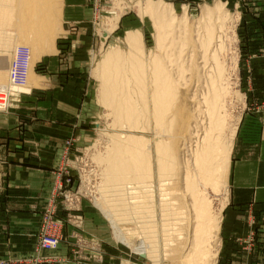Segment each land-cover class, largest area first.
<instances>
[{"label": "rangeland", "instance_id": "rangeland-1", "mask_svg": "<svg viewBox=\"0 0 264 264\" xmlns=\"http://www.w3.org/2000/svg\"><path fill=\"white\" fill-rule=\"evenodd\" d=\"M217 2L224 5L223 15L221 14L222 18L213 16L215 20L213 18L211 22L205 19L208 18L205 14L208 8L214 11ZM150 4L153 7L148 11L145 8ZM60 6L63 16L61 31L54 40L55 49L44 52L39 56L40 58L30 63L29 72L32 79L30 78L28 82L31 83L30 85L33 84L30 86L31 90L18 92L8 103H2L4 98L0 97V114H6L15 107L23 108L28 104L27 101H22V97L32 96L35 88L41 87L40 83L42 84L45 80L43 77L47 74L45 71L47 67L43 63L54 58L59 46L64 41L72 39L73 32L74 34L77 32L70 15L79 17L80 14L83 15L85 9L89 13V20L85 25L96 43L95 49L91 52L90 62L86 64V74L89 79L85 98L88 117L84 126H89L92 137L81 147L76 145L75 134L64 142L60 161L53 170L52 189L46 199L45 208L36 221L35 253L26 257L8 256L0 259V264H59L69 261L71 257L76 264H190L191 259L187 260V258L195 242L193 232L197 223L193 203L196 193L192 191L191 186L195 178L199 181L196 177V173L199 174L197 166L193 165L195 158L193 154L198 145L197 141H200L202 129L208 124V115L205 113L207 111L205 99L208 92L205 75L213 66L212 60L205 64L208 56L203 57L204 49L197 41L198 31L201 34L202 27H205L206 23L207 25L211 23L215 29H218V22L221 23L226 14L224 18H226L227 30L222 39L223 53L218 52V56L225 71L222 87L226 86L225 106L229 109L228 113L230 111L228 130H225L228 133L225 134L233 136V146L228 172L226 170L217 172V166L214 171V175H218L217 179L226 178L221 180L222 183H227L226 187L223 186L224 192L217 193L213 188L208 187V194L206 193L207 199L214 203L213 211L217 216L219 212L221 213L223 222L224 210L230 201L232 153L240 124L249 110L260 108L264 111V0H61ZM115 17L114 27L111 23ZM85 21L86 19H83V22ZM128 30H137L141 33L138 35L140 39L138 37L136 39L138 46L135 51L140 50L142 56L145 55L149 75L152 72L153 56L159 57L161 53L160 58L165 57L163 59L165 66L170 71L171 79L168 81H173L175 86L170 93L172 105L167 116L164 113L166 119L160 124L156 114L152 117L149 113L155 110V106H152L154 103L152 98H155L157 93L153 88L155 81L151 77L143 75L136 80L133 79L134 76H127L129 78L127 79L124 74L116 71H108L105 74L104 70H101L103 60L118 46H121L119 48L123 56L128 58L130 50L123 44ZM160 30L164 33L162 39H159ZM8 31L11 33V29ZM109 31L111 34H108ZM12 35L11 49L0 48V58L6 56L10 58H4V61L0 59V92L7 90L10 85L8 71L16 49L15 45L17 47L25 44L30 51L32 50L31 45L27 46L28 43H24L26 39L17 38L15 32ZM129 61L124 60L127 65H131L128 64ZM133 61L137 63L136 66H141L137 61ZM140 61L143 63L142 60ZM5 65L7 71H3ZM115 83L121 85V89L115 92L118 96H105L109 91L112 93L110 87ZM130 86L133 87L132 90L128 89ZM129 91L131 94L134 93L135 104L138 103V111L132 120H128L125 116L121 117L117 112L122 95L128 94ZM143 102L149 103V107L146 108L147 112L141 113L139 106ZM124 109L126 110L127 106L126 108L124 106ZM175 126H178L177 130ZM132 141L140 145L136 146V149L130 147L134 149V155L143 153L146 144L152 146V151L149 150V153L146 151L147 148L145 149L148 163L153 164L152 168L150 171L134 168L136 159L132 156V159L128 160L132 168L121 172L122 176L117 174V178L115 177L117 172L113 167L114 161L110 164L106 154H109L114 145L119 144L125 148ZM167 147L171 152L174 150V153L178 151L181 153L177 155L178 157L180 154L179 165L177 169L174 167L169 172H162L160 156L163 155L164 148L168 149ZM124 150L123 153L126 151ZM173 152L171 161L172 157H175ZM125 157L128 158L127 155ZM152 159H156L157 162ZM4 165L3 152H0L2 197L6 189ZM186 165L188 173L185 171ZM60 182L63 191L56 193L58 205L54 210L50 205L54 190ZM116 184L121 185L119 189ZM146 186H150V190L148 187L145 188ZM147 189L149 191H146ZM225 194L227 200L222 208ZM49 211L51 220L47 221L45 213L48 214ZM89 218L96 219L99 229L97 233L90 225ZM53 221L59 223V230H56ZM251 224L250 234L246 241H243V245L237 241L238 245L241 243V246H246L247 252L252 255L262 237L264 219H252ZM220 226V231L213 235L212 240H208L207 244L203 245L212 253V258L207 259L209 264H223L224 226L222 223ZM46 238L57 239L58 247L48 250L42 244ZM63 243L69 246L71 257L65 258L53 254ZM258 250L256 262L264 264V248Z\"/></svg>", "mask_w": 264, "mask_h": 264}, {"label": "crops", "instance_id": "crops-1", "mask_svg": "<svg viewBox=\"0 0 264 264\" xmlns=\"http://www.w3.org/2000/svg\"><path fill=\"white\" fill-rule=\"evenodd\" d=\"M70 17L77 27L76 35L73 32L72 39L59 46L55 57L43 63L47 74L41 87L35 88L32 96L22 97L28 102L25 107L0 114L6 185L3 197L0 189V259L35 253L36 221L52 189L53 170L60 161L64 142L75 134L76 145L81 147L92 137L89 126H84L88 117L86 64L96 43L85 25L88 11ZM231 184L222 222V263L257 264L258 248H264V231L252 255L241 243L250 234L252 219H264V111L260 108L249 110L240 124L232 153ZM89 220L98 231L96 219ZM53 254L71 257L66 243ZM71 259L59 264H76Z\"/></svg>", "mask_w": 264, "mask_h": 264}, {"label": "bare ground", "instance_id": "bare-ground-1", "mask_svg": "<svg viewBox=\"0 0 264 264\" xmlns=\"http://www.w3.org/2000/svg\"><path fill=\"white\" fill-rule=\"evenodd\" d=\"M60 1L61 0H0V48H2V49L5 48V50L11 49V45L13 46V44H12L13 41H11L12 36H13L12 34L15 32V35L17 36V38L26 39V40H24L25 42L22 41V43L23 42L28 43L27 46L31 45L32 50L30 51V58H31L30 63L32 62V60L34 61V60L38 59V57L41 54H43L44 52L55 49V46L53 47L54 40L56 39L59 32L61 31L60 27H61V20H62V16H63L62 7L60 6ZM217 3L218 4H215L216 7H215L214 11L213 10L210 11L208 8V12H207V14H205V15H207L208 18L205 17V19L211 21V19H213L215 17V15L222 18V15H223L222 9H223L224 5H223V3H219V2H217ZM144 6H146V5H144ZM151 7H153V6L150 4L149 6L147 5V7L145 9L148 11H151L152 10ZM145 9H143V10H145ZM146 10H145V12H146ZM225 16H226V14H224L223 20L221 21V23L218 22L219 23L218 29H215V27L211 23H209L207 25V23L205 22L206 25H205V27H202L203 28L202 33L199 34V31H198V36H197L199 38V39H197V41H199L200 47L202 49H204V56L203 57H205V55L208 56V58H207L208 60H206L207 62L205 61V64H208V61L212 60L213 66L211 67L210 70H208V72H206L207 75H205V76H207V78L205 79L206 80L205 84H206L207 89H208V92L206 94L207 98L205 99V101L207 103V111L205 113H207V115H208V119L206 118L208 120V122H207L208 124L205 127H203V129H202L203 132H202V135L200 136V141H197L198 145H197L196 150L194 152L195 155L193 154V156L195 157L193 159V163H194L193 165L197 166L199 174L196 173L197 174L196 177L199 179V181H197L195 178L194 183H192V186H191L192 191L196 193V196L193 199V203H194V206L196 209L195 214H196L197 223H196V226L194 227V232H193L194 233L193 235H195V242L193 244V248H191V251L189 253L187 252L188 253L187 260L191 259L190 264H209L208 263L209 260H207V259L212 256V253L209 250V248H207L206 246L204 247L203 245L208 240H212V238L214 237L213 235H215V233H218L220 231V229H221L220 224L222 223V217H221L222 215H220L221 213L219 211H218L219 212L218 216H217V214H215V212L212 209V206H213L212 204H214V203L213 202L211 203L210 200L207 199L206 193L208 194V191H207L208 187L213 188V190L216 191L217 193L224 192L223 186L225 185V187H226L227 183L224 184V182L223 183L221 182L222 179H220V178L217 179L218 175H214L215 174L214 171H216V169H217V172H219V170H221V172H224L225 170H226V172H228V168H229L228 164L230 163V155H231L232 146H233V139H232L233 136L230 137V135H226L228 132L227 133L225 132V130H228L227 129V126H228L227 122L229 121L228 115H229L230 111L228 113L229 109H227L225 106V100L224 99L226 96V86H224V88H222L224 85L223 81L225 80V79H223L225 71H224L223 67H221L223 65V63H222V65L220 64V62H219L220 59L218 56V52H220V51L222 52V50H223L224 43H223L222 39H223V36L225 34V31L227 30L226 26H225V24H226L225 23L226 18H224ZM116 17H115L113 23H111V25H113L114 27L116 24ZM164 17H165V15H164ZM111 19H110V21H111ZM171 19L173 20V18H171ZM213 20H215V18ZM8 29H11V33H10V31H8ZM105 30L103 31V33L105 32ZM159 32H160L159 33V39H162L164 36V33H161L162 32L161 30ZM139 33L140 32L137 30H128L126 37L124 38L123 44L127 45V48H129V50H130L129 56L127 59L123 56L122 51L120 50L121 46H118V48L112 50L109 53V55H107L108 57L103 60V62L101 64V70H104L105 74L108 71H111V72L116 71V73L118 72L119 74H124L125 77L134 76L135 78H133V79H136V80H139L140 76H143V75H146V77H148V78L151 77V79L153 81H155V85L153 88H154V90H156L157 93L155 95L156 97L152 98L154 101L152 106L153 105L155 106V110L150 111L149 113L151 114L152 117H153V114H156V119H157L158 123L160 124V123L164 122V120L166 119V117H164V113L166 114L165 116H167V114L170 112L169 108L172 105V100L170 99L171 98L170 93L173 92L175 86L172 83L173 81L172 82L168 81L171 79L170 78V71L165 66V63L163 60L165 57L163 59L160 58V56H162L161 55L162 53L161 54L158 53V54H160L159 57H158V55H155V56H153V59L151 58L153 60L151 64H153L154 67L152 65V67H151L152 72L149 75L150 71H149L148 64H146V59L144 58L145 55L143 54V56H142V54L139 52L140 50L138 52L135 51L136 46H138V43L136 44V42L138 40H136V39H137ZM108 34H111L110 31ZM106 36L109 37V35H106ZM106 36H104V37H106ZM104 37H101V38H104ZM138 39H140V37H138ZM102 42L104 43L105 41H102ZM22 46L26 47L25 44L24 45L22 44ZM18 47H20V46L17 45V47H16V45H15L16 49L14 48L15 49L14 51H16V53H17ZM5 56H6V54H5ZM7 57L8 56L2 57L0 59H3V61H4V58L7 59ZM12 57H14V56H12ZM205 59L206 58H204V60ZM124 60H130L133 63H131L129 61L128 64H131V65H127L124 62ZM133 60L137 61L138 64H140L141 66L140 67L136 66L137 63H135ZM140 60H142L143 63H141ZM5 63H7V62L5 61ZM6 69H7V67L5 65V70H3V71H7ZM116 73H114V76H116L115 75ZM31 77L32 76L29 72L28 78H27V79H29L28 81H30ZM106 77H108V76H106ZM128 77H127V79H129ZM33 79H35V78L33 77ZM125 80H126V78H125ZM162 80L164 82H162ZM166 81H168V82L166 83ZM30 84L31 83L28 82V85L23 89H16V87H14V86L10 87V85L8 88L11 92V95L16 96V93L19 91H26V89L31 90L30 86H33V84L32 85H30ZM6 86H7V84H6ZM110 89L112 90V93H110V91L108 93H105V91H104L105 96H107V97L110 95L114 96V97L118 96V94L115 92L121 89V85L115 83L114 85H111ZM128 89L132 90L133 87L130 86V88H128ZM130 92L131 91H129L128 94H124V95L121 94L123 96V98H122L121 102L118 101V102H120L119 103L120 106H119V109L117 110V112L119 113V115L121 117L125 116V117H127L128 120H132L133 116H135L134 114L137 113V111H138V103L136 102V104H135V101L133 99L134 93L131 94ZM208 93H210V95H208ZM157 94H158V96H157ZM147 96H148V94H147ZM141 105L139 106V108L141 109V113H143L144 111L147 112L146 108L149 107V103L145 104L143 102V104H141ZM124 106H125V108L127 106L126 110L124 109ZM150 110H152V109H150ZM182 125H184V124H182ZM182 125H180V127L183 129ZM185 126H186V123H185ZM161 127H163V126H161ZM175 128H176L175 130H177L178 126L177 127L175 126ZM228 128H230V127H228ZM183 133L181 135H183ZM181 139L182 138H180V140ZM177 140H179V139L177 138ZM136 143L137 144H135V141L129 142V144L125 148H122L119 144H116V145H114L113 148H111V150L109 151V154L108 153L106 154V155H108V160H109L108 162L110 164L114 161L113 167L115 169V172H117L115 177H117V174L121 175V172L128 171L130 168H132V166H130V162L128 161V160L132 159V156L136 159L135 160L136 163L134 164L135 165L134 168H136V169L142 168L146 171L151 170L153 164L150 165L148 163L149 159H148V155H147L146 151H148V153H149V150L152 151V146L149 147L146 144L145 147L147 149L144 148L143 153L140 152V153L134 155V149H131L130 147L133 146L136 149V146H140V145H138V142H136ZM145 149H146V151H145ZM164 149H165V151L163 152V155L160 156V159L162 160L161 161L162 172H169L172 169H174V167H175V169H177L178 165H179L178 158L181 154L178 151L179 148L176 150V152L178 151L177 153H174L175 151L173 149H171L174 151V152L173 151L172 152L174 153V156H175V157H172V161H171V156H173V154L170 151V148H168V149L164 148ZM123 150L125 151V153H123ZM180 151H182V153H183V149H181ZM178 153H180V154L177 157ZM160 154H162V152H160ZM125 155H127L128 158H126ZM157 159H158V157H157ZM154 160L156 161V159H154ZM215 167H216V169H215ZM213 168H214V170H213ZM185 171L188 173L187 165L185 166ZM109 172H110V170H109ZM185 175H186V173H185ZM222 177H223V175H222ZM223 178H225V177H223ZM225 179H223V180H225ZM120 186H121L120 184L117 185V188ZM147 187L148 186H146L145 188H147ZM149 187H148V189H149ZM142 188H144V186ZM118 189H117V191H118ZM148 189L146 191L150 190V189L149 190ZM104 194H105V196L104 195L103 196L106 198V196H107L106 192H104ZM129 194H130V192H129ZM109 196H108V198H109ZM226 196H227V194H225V196H224L223 203H222L224 205L222 208H224V206H225V203L227 200ZM100 202L102 204V200ZM100 202H98L99 206H100ZM105 202H108V200H105ZM104 208H105V206H104ZM222 208H221V210H223ZM105 209H107V208H105ZM113 211L114 210H112V212ZM114 213H116V212H114ZM216 255H217V253H216Z\"/></svg>", "mask_w": 264, "mask_h": 264}, {"label": "built area", "instance_id": "built-area-1", "mask_svg": "<svg viewBox=\"0 0 264 264\" xmlns=\"http://www.w3.org/2000/svg\"><path fill=\"white\" fill-rule=\"evenodd\" d=\"M30 61H31L30 50L27 47H23V46L18 47L17 53L16 51L14 52V57L8 71L9 79H10V87L14 86L16 87V89H23L27 86V82H28L27 78L30 70ZM0 97L4 98L3 101H1L2 103H6V102L8 103L11 101L14 95L10 94L8 88L7 90L0 92ZM61 191H63V185L60 182L56 187V189L54 190L53 200L51 202L50 208H53L55 210V208L57 207L58 204L56 203V193ZM46 214L47 212L45 213V216H47L46 220L47 221L51 220L50 217L51 212L49 211V213L47 215ZM52 215H54V213ZM52 224L56 226V230H59L60 227L59 223L53 221ZM42 244L48 250H52L58 247L59 241L54 238H46L44 241H42Z\"/></svg>", "mask_w": 264, "mask_h": 264}]
</instances>
